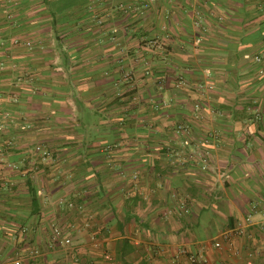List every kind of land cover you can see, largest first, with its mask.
I'll return each mask as SVG.
<instances>
[{"label": "crops", "instance_id": "1", "mask_svg": "<svg viewBox=\"0 0 264 264\" xmlns=\"http://www.w3.org/2000/svg\"><path fill=\"white\" fill-rule=\"evenodd\" d=\"M148 1L0 0V264H264V0Z\"/></svg>", "mask_w": 264, "mask_h": 264}, {"label": "built area", "instance_id": "2", "mask_svg": "<svg viewBox=\"0 0 264 264\" xmlns=\"http://www.w3.org/2000/svg\"><path fill=\"white\" fill-rule=\"evenodd\" d=\"M261 10L264 11V4H263ZM11 43L13 46H18L22 43V41H20L18 38H14V39H12ZM23 45H25L26 47H30L31 43L29 41H24ZM253 60L258 65V73L263 74L264 73V52H260L257 55H255ZM3 68H4V62H0V70H2ZM12 100H15V98L12 97ZM13 122H14L13 117L9 113H4L0 117V131H2L3 129L8 127L9 124L13 123ZM263 209H264V207H263ZM53 236H54V238L59 237L60 231L55 230L53 232ZM65 242L68 243L69 241L65 240ZM215 246L218 247L219 243H216ZM189 260H190L191 264H196L198 262V257L196 255H190ZM11 264H21V261L20 260H14L11 262ZM246 264H251V262L247 261Z\"/></svg>", "mask_w": 264, "mask_h": 264}, {"label": "trees", "instance_id": "3", "mask_svg": "<svg viewBox=\"0 0 264 264\" xmlns=\"http://www.w3.org/2000/svg\"><path fill=\"white\" fill-rule=\"evenodd\" d=\"M148 2L151 4V2H153V0H149ZM263 4H264V3H259V10H261ZM147 5H148V3L145 4V6H147ZM118 9H119L120 11H122L123 13H125V14L127 13V7H124V6H122V5H119ZM261 11H262V10H261ZM262 12H264V11H262ZM262 12H261V13H262ZM253 58H254V56H253ZM34 200H35L34 195H32V201H34ZM53 237H54V236H53Z\"/></svg>", "mask_w": 264, "mask_h": 264}]
</instances>
